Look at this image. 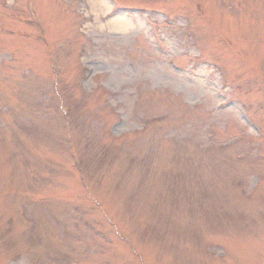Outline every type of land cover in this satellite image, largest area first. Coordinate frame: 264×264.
<instances>
[{"label": "rangeland", "instance_id": "1", "mask_svg": "<svg viewBox=\"0 0 264 264\" xmlns=\"http://www.w3.org/2000/svg\"><path fill=\"white\" fill-rule=\"evenodd\" d=\"M103 2L0 0V264H264V0Z\"/></svg>", "mask_w": 264, "mask_h": 264}, {"label": "bare ground", "instance_id": "2", "mask_svg": "<svg viewBox=\"0 0 264 264\" xmlns=\"http://www.w3.org/2000/svg\"><path fill=\"white\" fill-rule=\"evenodd\" d=\"M102 3L103 0H100ZM99 4V0H93V10L95 11V9H97V6ZM127 25V21L125 18H116V24H115V27L118 29V30H121L123 28H125Z\"/></svg>", "mask_w": 264, "mask_h": 264}]
</instances>
